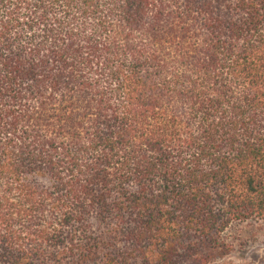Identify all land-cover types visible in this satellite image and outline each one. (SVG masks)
<instances>
[{"label": "trees", "instance_id": "trees-1", "mask_svg": "<svg viewBox=\"0 0 264 264\" xmlns=\"http://www.w3.org/2000/svg\"><path fill=\"white\" fill-rule=\"evenodd\" d=\"M264 222V0H0V264H212Z\"/></svg>", "mask_w": 264, "mask_h": 264}, {"label": "rangeland", "instance_id": "rangeland-1", "mask_svg": "<svg viewBox=\"0 0 264 264\" xmlns=\"http://www.w3.org/2000/svg\"><path fill=\"white\" fill-rule=\"evenodd\" d=\"M226 255L212 264H264V222L237 221L224 233Z\"/></svg>", "mask_w": 264, "mask_h": 264}]
</instances>
